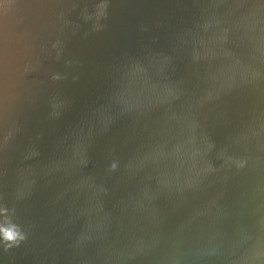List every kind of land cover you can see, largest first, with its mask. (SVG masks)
Returning <instances> with one entry per match:
<instances>
[{
  "label": "water",
  "instance_id": "water-1",
  "mask_svg": "<svg viewBox=\"0 0 264 264\" xmlns=\"http://www.w3.org/2000/svg\"><path fill=\"white\" fill-rule=\"evenodd\" d=\"M0 264H264V0H0Z\"/></svg>",
  "mask_w": 264,
  "mask_h": 264
}]
</instances>
